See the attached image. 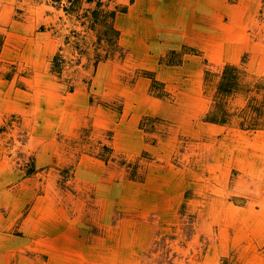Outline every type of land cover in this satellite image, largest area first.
I'll list each match as a JSON object with an SVG mask.
<instances>
[{
	"label": "rangeland",
	"instance_id": "374dc122",
	"mask_svg": "<svg viewBox=\"0 0 264 264\" xmlns=\"http://www.w3.org/2000/svg\"><path fill=\"white\" fill-rule=\"evenodd\" d=\"M146 1L0 4V264H264V0Z\"/></svg>",
	"mask_w": 264,
	"mask_h": 264
},
{
	"label": "crops",
	"instance_id": "0c3cea01",
	"mask_svg": "<svg viewBox=\"0 0 264 264\" xmlns=\"http://www.w3.org/2000/svg\"><path fill=\"white\" fill-rule=\"evenodd\" d=\"M25 1H27L26 3H28L29 5H30V2L32 1V0H22V1H19V0H0V4L1 5H3V3H4V5H6V6H10L11 5V7H12V9L14 10L15 8H17V7H19V5L18 4H20V3H22V2H25ZM46 1V0H45ZM180 0H175V2H179ZM217 1H219V0H199L198 2H196V3H194V4H196L197 5V7H199V8H202V12H204V11H206L207 10V8H206V6L208 5V8H214V10H215V3L217 2ZM243 0H239V2L241 3ZM145 2H147L146 0H145ZM144 2V0H137V2H136V4H135V8H137V7H140V6H142L143 5V3H145ZM210 2V3H209ZM221 2V3H220ZM220 2H217V3H220V4H224V0H222V1H220ZM198 3V4H197ZM205 4H207L206 6H205ZM165 7H166V5L164 4L161 8H163V9H165ZM234 10H235V12H238L239 13V10H240V12L242 11V17L244 18V16H245V11H243V8H242V6H239V5H234ZM160 9V7L159 8H156L155 9V12H157L158 10ZM242 9V10H241ZM152 11H154L153 9L150 11V12H152ZM131 14V13H130ZM134 15L135 14H131L130 16H129V18L130 19H132V20H134ZM152 15L153 16H155V13L154 12H152ZM238 15V14H237ZM51 18L53 17V15H49ZM186 17H189V16H185V17H179V18H186ZM169 19H172L171 18V15L169 16ZM182 25V24H181ZM199 26H197V27H195L194 29H197ZM185 30H186V28L185 27H183ZM199 28H201V27H199ZM210 28V27H209ZM202 29V28H201ZM207 29V28H206ZM180 31H182V29L180 30ZM230 33V32H229ZM35 34H37V32L35 33ZM184 34V33H183ZM205 34H206V36H205V40L203 41V42H205V43H207V42H213V44L214 45H217V46H214L213 44H212V46H214V47H217V50L214 52V53H216V55H217V59L220 57V58H225V59H227V60H229V61H234L235 59H237V53L236 52H233L234 51V49H231V48H229L228 49V41H229V39H226V35H220L221 33H217V34H219V35H215V33L212 31V30H210V31H207V32H205ZM211 36H212V38H211ZM208 38L210 39V41H208ZM227 38H228V36H227ZM184 39L185 40H191L190 38H188L187 37V35L185 34V37H184ZM205 43H202V45H204ZM253 46H255L254 44H253ZM207 50H210L209 48H207ZM259 179V182L261 183H263L264 184V176H262V177H259L258 178ZM184 192V191H183ZM240 209H243V208H240ZM221 264V263H220Z\"/></svg>",
	"mask_w": 264,
	"mask_h": 264
}]
</instances>
